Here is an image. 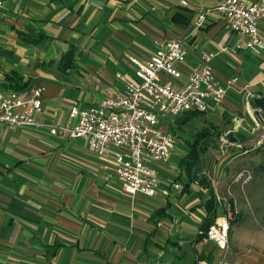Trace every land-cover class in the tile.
I'll use <instances>...</instances> for the list:
<instances>
[{"label": "crops", "instance_id": "1", "mask_svg": "<svg viewBox=\"0 0 264 264\" xmlns=\"http://www.w3.org/2000/svg\"><path fill=\"white\" fill-rule=\"evenodd\" d=\"M0 2V89L12 71L27 83L18 90L23 95L43 86L40 118L50 124L65 123L72 105L89 108L121 93L123 82L116 74L132 79L128 58L149 51L153 38H179L186 50L175 63L180 77L169 78L174 84L186 81L203 51L216 53L210 65L219 82L237 78L222 100L205 111L182 123L181 116L159 119L161 129L174 133L176 147L166 162L152 164L160 187L150 197L126 195L111 159L95 156L85 140L0 124V264H159L163 252L174 255L169 264L208 261L217 250L195 235L210 188L222 189L223 180L214 172L223 161L216 150H227L226 143L223 148L209 145L201 155L206 182L199 173L188 178L181 159L187 142L202 128L249 138L256 126L246 100L264 94V48H234L239 38L217 18L193 29L194 13L216 0ZM257 29L264 41V18ZM19 32L43 37L26 43ZM220 46L226 49L218 51ZM68 49L73 50V65L62 69L60 60ZM195 118L200 121L187 128ZM172 181L180 182L179 189L168 187ZM163 187H168L166 196L160 193ZM160 208V215L152 217ZM189 252L191 259L184 261Z\"/></svg>", "mask_w": 264, "mask_h": 264}, {"label": "built area", "instance_id": "2", "mask_svg": "<svg viewBox=\"0 0 264 264\" xmlns=\"http://www.w3.org/2000/svg\"><path fill=\"white\" fill-rule=\"evenodd\" d=\"M210 17L222 20L239 38L234 48L252 52L264 48L257 29L258 21L264 18V0H216L213 6L194 13L193 29H199ZM225 49L220 46L218 51ZM185 54L179 38H153L149 51L128 58L133 66L132 79L116 74L123 82L121 93L105 96L93 107L70 106L65 123L41 120L43 86H33L27 95L0 90V124L9 130L33 128L49 135L85 140L95 156L111 159L113 174L126 195L153 196L160 184L152 164L166 162L175 145L174 135L160 128L159 119L187 111L203 112L208 104H218L226 89L237 80L232 76L224 83L219 82L210 65L216 53L203 51L187 73L186 81L174 84L169 78L180 77L175 63L181 62ZM262 84L264 87V78ZM232 128L235 131L236 125ZM226 133L218 136L219 148L226 143ZM240 176L236 175L235 180ZM168 187L179 189L173 181ZM168 187L160 189L163 196L168 194ZM214 200L216 216L206 230L198 229L196 235L201 236L202 244H210L219 252V257L210 264H227L228 230L236 211L225 194L214 191ZM197 264L209 263L199 260Z\"/></svg>", "mask_w": 264, "mask_h": 264}, {"label": "rangeland", "instance_id": "3", "mask_svg": "<svg viewBox=\"0 0 264 264\" xmlns=\"http://www.w3.org/2000/svg\"><path fill=\"white\" fill-rule=\"evenodd\" d=\"M199 121V118L192 119L186 127ZM248 135L250 138L251 134ZM236 144L226 143L227 150H216L221 156L219 159L223 160L219 163L220 170L214 172L223 180L222 189L218 192L230 198L238 216L229 226L225 259L227 264H264V136L259 137L247 151H240L239 143ZM238 174L241 176L235 180ZM218 254L217 251L208 256V263L216 260ZM173 259V254L163 252L157 262L169 264ZM185 259H191L190 252L186 253Z\"/></svg>", "mask_w": 264, "mask_h": 264}, {"label": "trees", "instance_id": "4", "mask_svg": "<svg viewBox=\"0 0 264 264\" xmlns=\"http://www.w3.org/2000/svg\"><path fill=\"white\" fill-rule=\"evenodd\" d=\"M174 20V18H173ZM20 38L26 42V43H36L38 40H40L43 37L42 33H38L37 36L34 38H30L25 33L19 32ZM73 65V50L68 49L61 57L60 60V68L66 69L68 67H71ZM27 83L22 82L21 77L14 73L13 71L6 76V83L4 87H2L1 91H17L26 87ZM199 113V111H187V113H183L179 116L183 118L181 120V123L185 121V117H189L193 114ZM179 125V123H178ZM218 135L219 132H214L210 130L209 128H202L198 130L193 136L192 141L187 142V149L186 153L181 159V165L185 169L186 175L188 178L192 176V172L195 171L196 175H201L202 181L206 182V175L202 172L204 170L201 155L206 151L207 147L209 145L216 146L218 144ZM236 136H238V142H242L247 140L245 136L236 133ZM250 147H243L240 148V151L242 150H249ZM204 208V218L199 226V230H206L207 227L212 223L214 217L216 216V209H215V200H214V191L213 188H210V194L208 198L203 203ZM163 208H160L157 210V212L152 216L156 217L159 216L161 211H163ZM237 215L233 218L232 222L237 219ZM156 219L152 220V222H155ZM196 241L201 239V236L195 235Z\"/></svg>", "mask_w": 264, "mask_h": 264}, {"label": "water", "instance_id": "5", "mask_svg": "<svg viewBox=\"0 0 264 264\" xmlns=\"http://www.w3.org/2000/svg\"><path fill=\"white\" fill-rule=\"evenodd\" d=\"M248 107L251 109V119L255 124V128L250 132L251 137L245 141L238 142V138L232 132H227L225 139L228 144L239 143V147H252L259 137L264 136V94H251L247 99ZM237 145V144H236ZM196 176V172H192V179Z\"/></svg>", "mask_w": 264, "mask_h": 264}]
</instances>
